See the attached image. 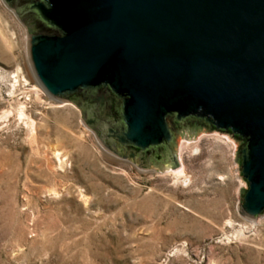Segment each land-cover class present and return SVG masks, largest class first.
Instances as JSON below:
<instances>
[{
	"label": "rangeland",
	"instance_id": "374dc122",
	"mask_svg": "<svg viewBox=\"0 0 264 264\" xmlns=\"http://www.w3.org/2000/svg\"><path fill=\"white\" fill-rule=\"evenodd\" d=\"M14 17L0 0V264H264L227 135L181 138L162 173L113 156L38 84Z\"/></svg>",
	"mask_w": 264,
	"mask_h": 264
},
{
	"label": "water",
	"instance_id": "95a60500",
	"mask_svg": "<svg viewBox=\"0 0 264 264\" xmlns=\"http://www.w3.org/2000/svg\"><path fill=\"white\" fill-rule=\"evenodd\" d=\"M1 1L38 84L104 151L162 173L181 138L225 134L246 186L237 210L263 216L264 0Z\"/></svg>",
	"mask_w": 264,
	"mask_h": 264
},
{
	"label": "bare ground",
	"instance_id": "6f19581e",
	"mask_svg": "<svg viewBox=\"0 0 264 264\" xmlns=\"http://www.w3.org/2000/svg\"><path fill=\"white\" fill-rule=\"evenodd\" d=\"M8 115H9V113H8ZM23 115H24V112H19V117H23ZM57 156H55V158H56ZM63 166V165H62Z\"/></svg>",
	"mask_w": 264,
	"mask_h": 264
}]
</instances>
